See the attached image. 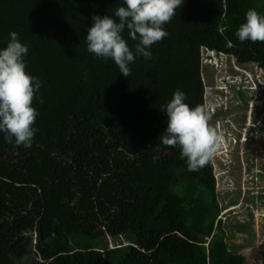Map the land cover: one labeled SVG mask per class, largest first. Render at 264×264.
Returning a JSON list of instances; mask_svg holds the SVG:
<instances>
[{"label":"trees","instance_id":"16d2710c","mask_svg":"<svg viewBox=\"0 0 264 264\" xmlns=\"http://www.w3.org/2000/svg\"><path fill=\"white\" fill-rule=\"evenodd\" d=\"M119 6L0 0V48L17 33L28 44L25 71L41 82L31 146L0 135V264H14L30 249L33 264H264V239L252 255L242 252L254 238L249 207L242 224L228 223L234 200L216 186L212 156L189 172L179 149L160 140V109L176 90L190 108L205 110V95L227 102L234 93L262 94L250 89L245 66L264 72V42H240L234 33L248 9L264 14V0H184L164 25L168 36L151 46V59L135 58L129 77L88 53L84 39L93 16H112ZM202 48L217 57L216 66L226 60L244 72L231 68L209 82ZM206 111L211 127L231 116L223 105ZM258 163L264 170V160ZM263 195L253 206L264 208ZM234 232L243 242L230 241Z\"/></svg>","mask_w":264,"mask_h":264},{"label":"clouds","instance_id":"9594fccd","mask_svg":"<svg viewBox=\"0 0 264 264\" xmlns=\"http://www.w3.org/2000/svg\"><path fill=\"white\" fill-rule=\"evenodd\" d=\"M119 3L121 6L115 9L112 16L91 18V27L84 39L88 53L97 59L111 60L121 76L129 77L130 65L135 58L151 59V46L168 36L164 25L175 17L176 10L184 0H119ZM219 31L223 33L226 29L221 27ZM125 32L127 39L124 38ZM234 35L240 42H264V14L248 9L244 14V22ZM128 40L133 42L131 49ZM27 53L28 44L22 43L15 32L9 33L6 46L0 48V135L5 142L25 148L31 146L38 131L33 125L39 113L32 102L41 87L39 78L25 71ZM201 58L207 66L214 64L221 72H224L221 67L226 66L224 75H230L232 64L225 60L220 67L216 66L217 57L212 51L202 48ZM236 70L243 71L237 67ZM245 74L254 94L264 92V81L260 80L259 72ZM216 89L227 94V90L217 83ZM185 100L186 94L176 90L170 101L161 106L160 111L166 117L165 128L160 135L161 142L179 149L180 159L185 161L189 172L198 171L211 156L215 157L222 163L220 176L228 180L231 157L238 150V145L242 147L246 143L250 126H241L238 130L231 117L217 118L211 123L212 127L209 126L210 117L206 110L213 114L215 109L223 105L225 111V100L220 97L209 99L208 102L205 95L206 110L201 106L190 108ZM32 237L35 243V230L32 231Z\"/></svg>","mask_w":264,"mask_h":264},{"label":"rangeland","instance_id":"374dc122","mask_svg":"<svg viewBox=\"0 0 264 264\" xmlns=\"http://www.w3.org/2000/svg\"><path fill=\"white\" fill-rule=\"evenodd\" d=\"M245 67L248 68V70H252L250 72L251 74L259 72L260 74L258 76L260 80L264 81V72L258 70L255 65L248 64ZM203 69H205L206 75H209L208 80L211 82V76L214 77L218 74V78H220L221 75H224L226 66L221 67L224 72H221L218 68H214V66L206 65ZM233 70L237 71L235 66L233 67ZM208 93L212 94L214 92L210 91ZM238 95H241V97L239 98ZM252 97L253 95L248 92H242L239 94L234 93L232 96H229L227 102H225L224 113L226 115L231 114V120L234 121L238 130L241 126H244L245 128L250 126L249 138L246 143L244 142L245 144L243 143L244 145L242 147L238 145V150L231 157L232 160L229 167V174L227 175V178L229 179L228 181L220 176L219 171L221 168L216 158H213V174L216 180V186H218L220 190L231 191L229 192L230 197L234 200V204H232L234 206L230 207V210L235 209V213L229 215L230 219L228 223L242 224L244 222L243 217H245L248 212L247 207H249V210L252 213L254 219V226L252 228L254 230V238L248 245L243 246L242 252L246 256H249L250 254L252 255V246H256L259 240L264 239V208H262L260 204L253 206L258 198L261 199L259 196L264 194V189L259 188L264 187V182H261V184L257 182L260 175L264 177V170L255 167L259 164L258 159L264 160V130L262 129L264 127V92L255 95L253 99ZM207 101L209 102V99H207ZM246 115L248 117L245 121ZM249 177L253 180H251L252 182ZM230 182H233V185H231ZM255 185H258L259 187H256ZM251 192L255 195L254 197L250 196L252 195L250 194ZM249 196L250 198H248ZM224 217L227 219V214H225ZM256 234H259L260 236L257 238ZM243 235L242 232H234L230 241L236 244L243 242ZM32 251L33 250L30 249L21 260L15 261L14 264H33L35 259L33 258ZM250 264L260 263L257 261H251Z\"/></svg>","mask_w":264,"mask_h":264},{"label":"flooded vegetation","instance_id":"af4514ba","mask_svg":"<svg viewBox=\"0 0 264 264\" xmlns=\"http://www.w3.org/2000/svg\"><path fill=\"white\" fill-rule=\"evenodd\" d=\"M251 133V132H250Z\"/></svg>","mask_w":264,"mask_h":264}]
</instances>
